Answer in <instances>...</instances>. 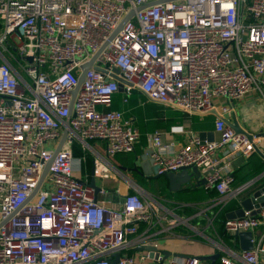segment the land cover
Masks as SVG:
<instances>
[{"label":"built area","instance_id":"1","mask_svg":"<svg viewBox=\"0 0 264 264\" xmlns=\"http://www.w3.org/2000/svg\"><path fill=\"white\" fill-rule=\"evenodd\" d=\"M153 1L0 0V264H112L116 254L114 264H210L193 254L163 258L162 243L193 228L190 219L136 189L116 190L112 201L95 183V194L82 173L86 156L72 150L77 143L92 152L94 179L124 178L109 160L132 152L140 134L110 108L117 69L122 102L138 91L187 115L214 116L213 140L182 125L170 132L185 133L184 143L146 135L158 176L194 165L220 206L247 188L233 187L234 162L264 137L236 132L225 117L249 94L264 96V0H170L137 10ZM96 54L73 95L80 67ZM89 141H102L104 154ZM224 231H251L253 248L215 241L214 264H261L264 206L226 218Z\"/></svg>","mask_w":264,"mask_h":264},{"label":"crops","instance_id":"2","mask_svg":"<svg viewBox=\"0 0 264 264\" xmlns=\"http://www.w3.org/2000/svg\"><path fill=\"white\" fill-rule=\"evenodd\" d=\"M122 96L123 91H118L113 97V102L110 108L121 111L123 113V117L128 120L140 134V138L135 144L134 151L137 159L136 166L139 168V171L141 173L140 179L142 181L143 187L132 180L128 174L123 173L117 166L119 165V163L115 160V157L119 154L111 158L109 161L115 169H117L120 173L122 172L121 174L124 176V178H120L121 180L116 181L110 179H99V184L96 182V179H94L95 183L98 186L105 188L104 185H106L107 182L111 181L110 185L112 184V182L115 183L114 191L119 190L124 192L126 190L127 192H129L131 190L132 192H134V190L137 189L143 193H148L150 195L165 198L167 200V205L174 212L187 217L191 221L195 220L196 218H200L202 224L198 227H200L201 231H203L202 235L204 237H206V233L207 236L212 234L211 230L208 231L211 221L223 207L228 206L229 204L233 205L231 206L232 208L230 207V209L226 210L225 217L228 218V215H232L231 213L239 208L240 202L244 199V197L248 195L252 188L264 186V157H261L256 151L247 158H236L233 169V174H235L236 178L233 183V187L244 184L248 185L244 192L238 198L232 199L225 206L215 204V198L217 197V195H215L213 198H209L207 195H204V198L201 199V201L199 200L194 202L191 200H187L188 198H190L191 193L200 191L201 189L205 190L201 184L200 177L195 174H191L192 177L190 181L186 184L181 185L180 188L176 190H171L169 188L167 181L163 177V175L158 177L144 176L139 167V163L141 161V157L144 155L145 150L149 148L148 142L146 140V135L148 133L158 131L161 132L164 141L174 140L175 142L184 143L186 138L185 133H171L170 127L182 125L185 130L192 131L190 130L191 117H198V115H187L171 107L148 101L145 96L138 91H134L131 97L128 98L127 102H122ZM175 112L183 113L184 116L181 121L178 120ZM225 118L228 122H237L241 129H244L249 133H259L260 135L264 134V96L258 93L249 94L244 99L235 102L233 111L230 113V115H226ZM261 136L264 137V135ZM213 138H218V135L214 133ZM89 146L99 154H104V143L102 141H93V143H89ZM258 149L262 154H264V139H262V142L258 145ZM87 152L90 155L92 153L90 150H88ZM74 156L78 157L79 155L74 154ZM257 164H259L262 169L258 174L252 176ZM91 168L89 169V167H87L85 163L82 169V173L88 174L91 178ZM164 187L165 189H163ZM162 189L163 191L160 193V190ZM104 198L114 201L117 199V194L115 193V195L112 196L110 194H107V196H105ZM212 208H214V210H211ZM175 232L179 235L177 236V238H173L162 243L165 250L181 254H196L199 256H209L210 254L216 253L217 251L215 246L212 249L207 246L205 247L204 245H201V247L198 248L191 246V244H193L194 242H188L190 240L186 239L191 236L190 232L184 233L182 230H175ZM257 234L258 231L255 232L254 236H257ZM206 239L209 241V239L212 238H209L208 236L206 237ZM206 243L207 242L205 241V244ZM232 251L238 252L239 250ZM208 262L210 261L208 260ZM262 263H264V258L261 257V264Z\"/></svg>","mask_w":264,"mask_h":264},{"label":"water","instance_id":"3","mask_svg":"<svg viewBox=\"0 0 264 264\" xmlns=\"http://www.w3.org/2000/svg\"><path fill=\"white\" fill-rule=\"evenodd\" d=\"M164 1H170V0H156L153 2H149V3H143L141 4V6L137 9L140 10L142 8H145L147 6H151L160 2H164ZM133 14V11L129 12V14L127 16H125L123 18V20L119 23L118 27L115 29V31L113 32L112 36L113 37L122 27V25L124 24V22H126L127 19L130 18V16ZM98 54V53H97ZM97 54L95 56H93L88 62L84 63L80 69H81V73L78 77V84L77 87L75 89V91L73 92V95L75 94L77 88L79 87V85L81 84L82 80H83V76H84V72L91 68L93 66V61L95 59V57L97 56ZM113 74L112 77L116 80H118V91L122 92L123 91V84L124 81L117 76L118 70L114 69L113 70ZM169 107H172L171 105H168ZM211 114H216L215 110L211 111ZM67 123V120H66ZM232 128L236 131V132H243V130L239 127L237 122H232L229 123ZM67 135V129L63 128L58 145L56 146L55 150H54V155L59 151V149L61 148L65 138ZM199 137L201 139H207V140H213V132H199L198 133ZM264 135V134H261ZM256 152L261 156L264 157V154H262L258 149H256ZM151 154V149L148 148L147 150H145L144 155L141 157V161L139 163V167L141 169V172L144 176L146 177H158V175L156 174V167L152 166L151 163V159L149 158ZM50 165V161L45 165L42 175H41V179L40 182L42 181L43 177L45 176L48 167ZM122 173V172H121ZM191 174H195L198 177L199 175V171L198 169L194 166V165H190V166H186V167H181L179 168L177 171H169L163 174V177L166 179L167 184L169 186V188L171 190H176L178 188H180L181 185L186 184L190 181L191 179ZM91 179L89 182V185L94 189L95 194L98 191V186L95 184L94 181V177H93V169H91ZM201 180V184L203 183V180ZM40 182L38 183L37 187L34 189V191L31 193L30 197L31 198L33 196V194L36 192V190L38 189ZM137 190V189H136ZM253 204L255 206H264V186H258L255 188H252L251 191L248 193V195L246 197H244V199L240 202V206L239 208L234 211L233 213H231L232 215H228V218L231 217H240L243 215V210H248L251 209L253 207ZM237 240H238V245H239V250L242 251H249L253 248V243H252V238H253V233L251 231H243V232H237L235 234ZM148 250L152 249V248H147ZM163 254V258H167L170 256H174V257H186L187 254H181V253H174L168 250H163L162 251ZM150 256H152V253L149 254ZM119 254L115 255V259L112 262V264H114L117 259H118ZM158 255L156 254L155 257H157ZM218 257V254H214V255H210V256H198V258L202 259V260H209L210 264H214L216 259Z\"/></svg>","mask_w":264,"mask_h":264},{"label":"trees","instance_id":"4","mask_svg":"<svg viewBox=\"0 0 264 264\" xmlns=\"http://www.w3.org/2000/svg\"><path fill=\"white\" fill-rule=\"evenodd\" d=\"M176 113V117L178 118V120H182L183 119V113L180 112H175ZM213 122H214V116L213 115H205V116H193L191 117V125H190V130L194 131V132H210L213 129ZM90 144L93 143V141L89 142ZM134 151V150H133ZM73 153L75 155H85L86 156V166L89 167V169L91 168V155L87 152V150H83L80 145H78L77 143L73 144ZM116 161L119 163V165H117L121 171L123 173H126L130 176V178L132 180H134L137 184H139L140 186L143 187L142 185V181L140 179V171L139 168L136 166V155H135V151L134 152H130V153H123V154H119L118 156L115 157ZM262 169V167L257 164L255 169H254V173L252 174V176H255L256 174L259 173V171ZM235 174H234V181H235ZM145 188V187H144ZM165 189V187L163 188ZM160 190V193L163 191ZM130 193H132V191H129ZM152 192V191H150ZM153 194H157V193H153ZM204 195H207L209 198H213L216 194L215 191H206L201 189L200 191H195L193 193L190 194V198H188L187 200H191V201H201V199L204 198ZM233 206L232 204H229L228 206H225L221 209V211L219 213H217L215 215V217L212 219L209 230H211L212 234H210V236L216 240L217 242H221L224 246H226L227 248H230L232 250H239L238 247V240L236 238V236H232V235H228L225 231H224V221L226 220L225 214H226V210L230 209V207ZM232 208V207H231ZM184 233H187L186 230H182ZM187 240L189 239L190 241L193 242H198L200 243L199 239H195L192 238L191 236L186 238ZM214 250V249H213ZM196 255V254H193Z\"/></svg>","mask_w":264,"mask_h":264},{"label":"rangeland","instance_id":"5","mask_svg":"<svg viewBox=\"0 0 264 264\" xmlns=\"http://www.w3.org/2000/svg\"><path fill=\"white\" fill-rule=\"evenodd\" d=\"M110 180H112V179H110ZM118 180H121L120 177H118ZM96 182L98 184L100 183V181H99L98 178H96ZM110 183H111V181L110 182H107L106 185H104V187L106 189V194H110L112 196V195H115V191H114V184L115 183L112 182L111 185H110ZM211 210H214V208H212ZM189 222L191 223V225L193 226V228L190 227V226H188V225H183L182 228L184 230H186V232H190L191 233L190 235H191L192 238H195V239H199L200 240L199 241L200 243L194 242L193 244H191V246H194V247L198 248V247H201V245H204L205 247L207 246V247H209V248L212 249L215 246L214 245V243H215L214 241L215 240H212L213 238L210 235H208L209 238H212V239H209V241H208L207 240L208 238L206 239V237H208L207 236V233H206V237H204L202 235V233L199 232V231H201V229L198 226H200L202 224L201 219L200 218H196L195 220H193V221L190 220ZM208 231H210V230H208ZM201 232H203V231H201ZM204 240L207 242L206 244H205V241ZM188 242H191V241H188ZM262 264H264V263H262Z\"/></svg>","mask_w":264,"mask_h":264}]
</instances>
